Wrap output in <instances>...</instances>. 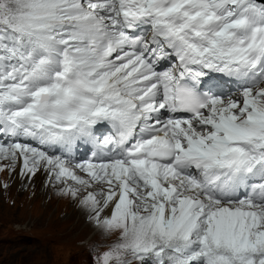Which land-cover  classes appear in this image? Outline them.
I'll return each instance as SVG.
<instances>
[{
  "label": "snow or ice",
  "instance_id": "snow-or-ice-1",
  "mask_svg": "<svg viewBox=\"0 0 264 264\" xmlns=\"http://www.w3.org/2000/svg\"><path fill=\"white\" fill-rule=\"evenodd\" d=\"M17 164L116 236L94 264H264V0H0Z\"/></svg>",
  "mask_w": 264,
  "mask_h": 264
},
{
  "label": "rangeland",
  "instance_id": "rangeland-1",
  "mask_svg": "<svg viewBox=\"0 0 264 264\" xmlns=\"http://www.w3.org/2000/svg\"><path fill=\"white\" fill-rule=\"evenodd\" d=\"M52 221L65 224L51 229ZM69 231L74 239H62ZM115 241L77 202L51 190L43 171L31 179L20 175L19 164L0 172V264H94L93 247L103 252Z\"/></svg>",
  "mask_w": 264,
  "mask_h": 264
},
{
  "label": "bare ground",
  "instance_id": "bare-ground-1",
  "mask_svg": "<svg viewBox=\"0 0 264 264\" xmlns=\"http://www.w3.org/2000/svg\"><path fill=\"white\" fill-rule=\"evenodd\" d=\"M19 168H20V165H19ZM45 176H46V174H45ZM47 177V176H46ZM24 179V178H23ZM20 184V183H19ZM49 188H51V190H53V188L52 187H50L49 186ZM5 219H3V221H4ZM4 223H6V222H4ZM65 223L64 222H62V221H59V222H56V221H52L51 223H50V227H51V229L52 228H55V227H58V226H61V225H64ZM74 239V238H72V231H69L68 233H65L64 235H62V239ZM37 248V247H36ZM56 254V253H55Z\"/></svg>",
  "mask_w": 264,
  "mask_h": 264
}]
</instances>
